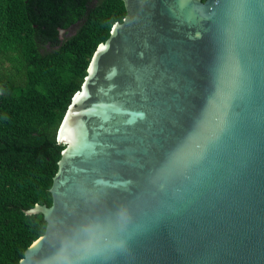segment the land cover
<instances>
[{
	"label": "water",
	"instance_id": "95a60500",
	"mask_svg": "<svg viewBox=\"0 0 264 264\" xmlns=\"http://www.w3.org/2000/svg\"><path fill=\"white\" fill-rule=\"evenodd\" d=\"M122 1L57 130L51 204L28 210L46 227L18 264H46L56 229L90 210L85 187L134 201L141 228L119 264H264V0Z\"/></svg>",
	"mask_w": 264,
	"mask_h": 264
},
{
	"label": "trees",
	"instance_id": "16d2710c",
	"mask_svg": "<svg viewBox=\"0 0 264 264\" xmlns=\"http://www.w3.org/2000/svg\"><path fill=\"white\" fill-rule=\"evenodd\" d=\"M125 14L122 0H0V264H18L44 233L43 214L28 210L51 204L57 130Z\"/></svg>",
	"mask_w": 264,
	"mask_h": 264
},
{
	"label": "clouds",
	"instance_id": "9594fccd",
	"mask_svg": "<svg viewBox=\"0 0 264 264\" xmlns=\"http://www.w3.org/2000/svg\"><path fill=\"white\" fill-rule=\"evenodd\" d=\"M81 196L89 211L75 214L54 233L46 264H119L132 254L141 225L126 201L109 206L104 195L87 187Z\"/></svg>",
	"mask_w": 264,
	"mask_h": 264
},
{
	"label": "snow or ice",
	"instance_id": "6c2138e0",
	"mask_svg": "<svg viewBox=\"0 0 264 264\" xmlns=\"http://www.w3.org/2000/svg\"><path fill=\"white\" fill-rule=\"evenodd\" d=\"M189 3H190V0H179V4H180L181 7H184L187 4H189ZM239 76H240V69H239L238 66H236L233 69V80H234V83H238V77ZM226 103H227V101L225 100V104ZM226 123H227L226 120L222 121L221 127H219L217 129V132L213 133V136L210 137L208 139L207 143L201 147V150H200L199 153H197L194 157L186 158V159L180 161V163L183 165V167L186 170L190 169L194 165L200 163L206 157V154H207V151H208L209 147L213 144L214 141L219 139L218 133L223 131V127L226 126ZM118 201H126V202H128L130 207L132 208L133 212H136L137 209L135 207L134 201H132L131 199H128L126 197V194L124 196L109 197L108 204H109V206H112L115 202H118ZM36 251H38L37 248L32 249V252H36ZM29 264H31L30 258H29Z\"/></svg>",
	"mask_w": 264,
	"mask_h": 264
},
{
	"label": "rangeland",
	"instance_id": "374dc122",
	"mask_svg": "<svg viewBox=\"0 0 264 264\" xmlns=\"http://www.w3.org/2000/svg\"><path fill=\"white\" fill-rule=\"evenodd\" d=\"M63 33H64V31H63V30H61V31H60V34H63Z\"/></svg>",
	"mask_w": 264,
	"mask_h": 264
}]
</instances>
